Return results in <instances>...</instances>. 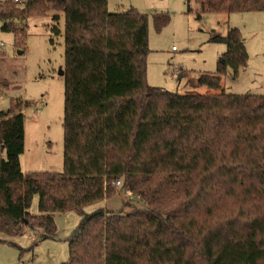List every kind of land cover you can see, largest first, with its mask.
<instances>
[{
	"label": "trees",
	"instance_id": "1",
	"mask_svg": "<svg viewBox=\"0 0 264 264\" xmlns=\"http://www.w3.org/2000/svg\"><path fill=\"white\" fill-rule=\"evenodd\" d=\"M220 12L264 13V0H200V13ZM49 13L64 41L63 172H21L23 102L12 101L0 112V234L53 238L54 216L74 211L64 264H264V93L150 87L149 18L109 13L106 0H0L1 30L22 41L27 19ZM169 21L152 16L157 32ZM210 41L226 51L196 82L217 91L247 54L236 29ZM117 191L135 204L107 206Z\"/></svg>",
	"mask_w": 264,
	"mask_h": 264
},
{
	"label": "rangeland",
	"instance_id": "2",
	"mask_svg": "<svg viewBox=\"0 0 264 264\" xmlns=\"http://www.w3.org/2000/svg\"><path fill=\"white\" fill-rule=\"evenodd\" d=\"M106 7L109 13L133 8L149 18L146 80L150 87L179 95L264 93L263 12L202 14L200 0H106ZM156 14L170 17L159 32L152 22ZM52 15L28 18L22 41L10 32H3L0 22V112L7 111L12 101L23 102L24 151L19 163L25 176L63 172L64 78L59 72L64 69V41L62 35L51 31ZM60 19L62 29V16ZM229 29L238 30L242 36L246 64L235 74L227 70L219 90H208L197 84V78L203 73L215 74L226 51L224 44L210 39L225 36ZM18 51L22 54L18 55ZM3 157L0 154V159ZM122 193L125 192L117 191L107 200V206L117 210L123 204H135ZM98 206L101 205L86 206L83 210L90 213ZM128 210L124 208V212ZM29 213H38L37 196L32 199ZM54 221L53 238L42 239L28 230L14 238L0 234V264L66 263L69 258L66 238L78 225L79 216L70 211L56 214Z\"/></svg>",
	"mask_w": 264,
	"mask_h": 264
},
{
	"label": "built area",
	"instance_id": "3",
	"mask_svg": "<svg viewBox=\"0 0 264 264\" xmlns=\"http://www.w3.org/2000/svg\"><path fill=\"white\" fill-rule=\"evenodd\" d=\"M14 2L18 3V4H21V3L24 2V0H14ZM113 185H114V187H119V186H121V183H120V181H116ZM121 195H124L127 198H129L130 200H133V196L131 195L130 192H125V193H122Z\"/></svg>",
	"mask_w": 264,
	"mask_h": 264
},
{
	"label": "water",
	"instance_id": "4",
	"mask_svg": "<svg viewBox=\"0 0 264 264\" xmlns=\"http://www.w3.org/2000/svg\"><path fill=\"white\" fill-rule=\"evenodd\" d=\"M17 54H18V55H21L22 52L18 51ZM59 74H60V75H63V71H62V72H59Z\"/></svg>",
	"mask_w": 264,
	"mask_h": 264
}]
</instances>
